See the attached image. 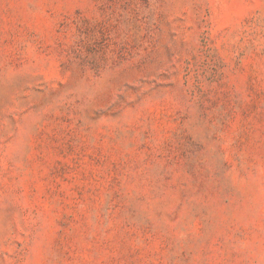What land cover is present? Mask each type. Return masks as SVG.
Returning <instances> with one entry per match:
<instances>
[{
	"label": "rangeland",
	"instance_id": "rangeland-1",
	"mask_svg": "<svg viewBox=\"0 0 264 264\" xmlns=\"http://www.w3.org/2000/svg\"><path fill=\"white\" fill-rule=\"evenodd\" d=\"M0 264H264V0H0Z\"/></svg>",
	"mask_w": 264,
	"mask_h": 264
}]
</instances>
